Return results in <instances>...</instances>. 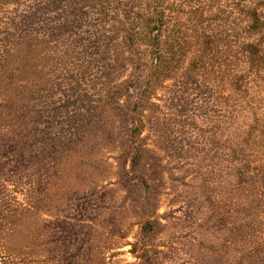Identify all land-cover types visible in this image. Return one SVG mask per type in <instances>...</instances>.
I'll use <instances>...</instances> for the list:
<instances>
[{
  "label": "rangeland",
  "instance_id": "1",
  "mask_svg": "<svg viewBox=\"0 0 264 264\" xmlns=\"http://www.w3.org/2000/svg\"><path fill=\"white\" fill-rule=\"evenodd\" d=\"M0 264H264V0H0Z\"/></svg>",
  "mask_w": 264,
  "mask_h": 264
}]
</instances>
